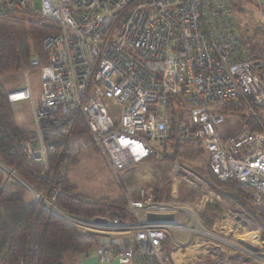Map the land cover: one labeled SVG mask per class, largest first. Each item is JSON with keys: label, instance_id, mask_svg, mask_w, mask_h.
Returning <instances> with one entry per match:
<instances>
[{"label": "built area", "instance_id": "built-area-1", "mask_svg": "<svg viewBox=\"0 0 264 264\" xmlns=\"http://www.w3.org/2000/svg\"><path fill=\"white\" fill-rule=\"evenodd\" d=\"M40 1L36 10L34 0H0V17L29 14L58 28L44 39L47 63L32 60L35 71L23 69V87L8 94L12 104L29 102L34 116L36 137L24 142L23 151L44 166L42 178L57 147L59 165L67 168L89 147L75 133L82 119L126 206L124 219L96 225V218L57 207L59 183L49 196L37 194L40 205L80 233L133 236L134 244L97 245V264H264V225L251 212L204 189L192 205L175 197L158 202L145 188L135 191L119 178L147 163L153 144L165 143L169 108L188 104L178 138L194 139L219 181L235 179L250 189L255 209L264 214V133L229 128L220 109L248 100L264 113V63L256 60L238 15L253 4L264 29V0ZM139 174L134 176L141 180ZM208 204L221 210L210 227L202 219ZM149 215L174 220L148 221ZM124 243L129 247L117 248Z\"/></svg>", "mask_w": 264, "mask_h": 264}, {"label": "trees", "instance_id": "trees-1", "mask_svg": "<svg viewBox=\"0 0 264 264\" xmlns=\"http://www.w3.org/2000/svg\"><path fill=\"white\" fill-rule=\"evenodd\" d=\"M57 30L53 21L44 18L33 17L27 20L12 18V16L0 17V79L3 76L20 73L23 69L35 71L31 67L32 60L46 64L44 39L56 33ZM245 30L248 32L246 27ZM251 40H253L252 37ZM252 50L256 55V60L264 62V45L261 46L255 42ZM261 80L264 83V77ZM8 94L9 92L0 81V262L2 264H27L28 256L31 255V264H77L80 258H88L90 252L101 244V237L80 233L60 217L50 214L46 208L40 206L38 200L28 197V191L20 181L37 194L48 188L49 193H52L53 187L59 183L63 193L57 198V207L70 215L88 220L98 217L108 220L124 219L126 202L124 198L91 199L79 193L78 188L69 179L68 173L65 176H60L58 173L60 169L59 147L49 152V171L42 178L45 171L44 166L30 161L23 151L24 142L35 138L36 131L22 130L19 127L13 104L8 100ZM177 108L175 106L169 108V135L165 143L174 139L188 144L187 148L192 146L200 148L195 144L194 139L181 140L178 138L179 128L183 123L180 124V120L175 117L174 110ZM238 110L240 114H243L241 119L249 126L260 128L255 119L248 120L247 115L243 113V107ZM75 133L79 135L89 133L82 119L79 120ZM178 153L179 146L175 151V156ZM78 156L79 154L70 164V168L73 167L74 162L77 165ZM156 156L157 148H154V154L147 162H151ZM170 158L174 160L173 156ZM208 173L206 177L208 179L211 177L214 183H218L219 188L217 186L216 190L230 204L251 212L255 217L260 218L264 225V214L255 209L250 189L242 187L235 179L220 182L210 168ZM153 194L155 201H166V199L162 201L158 191ZM212 208L213 206L207 205L202 219L203 215L206 218L209 216ZM218 216L219 214L209 220L206 218L203 220L210 227ZM126 247H129L126 243L117 246L120 250ZM66 259H69L68 263H65Z\"/></svg>", "mask_w": 264, "mask_h": 264}, {"label": "rangeland", "instance_id": "rangeland-1", "mask_svg": "<svg viewBox=\"0 0 264 264\" xmlns=\"http://www.w3.org/2000/svg\"><path fill=\"white\" fill-rule=\"evenodd\" d=\"M32 5L33 9L36 10H40L42 6L40 0H34ZM238 15L242 19L243 23H246L245 27L248 29L247 33H249L253 39L251 40L252 47L255 45V42L256 44L263 46L264 29L259 23V16L253 4L250 3L247 9L238 10ZM31 17L32 16L29 14H16L12 16V18L27 20L33 18ZM33 76L34 77L31 79V84L34 87L35 102L38 104L39 95L41 93V83L36 73L33 74ZM0 81L10 93L23 87L24 76L22 72H20L17 74L3 76ZM186 105L184 106V104H181L175 106L178 107L176 110H174L176 113L175 117L180 120V124L187 123L188 120L189 105ZM242 107L243 113L244 115H247L248 120L251 118L255 119L260 128L251 127L241 119L243 114H240L241 112L238 109ZM220 109L227 119L229 128L234 127L237 131L243 126H247L251 130L264 133V113H260L261 111L253 107L248 100L227 104L222 106ZM13 111L18 125L22 130H30L31 132L36 131L35 120L29 102L25 101L13 104ZM81 137L88 143V149L79 154L77 157L79 158L77 165H75L76 163L74 162L73 164L75 166L73 165V167L70 168V164L74 160L73 159L67 168L61 166L58 173L60 176H62L65 172L68 173L69 179L71 180L72 184L78 188V192L88 198L93 199L97 197H114L117 195L119 196V199H122L123 196L122 192L120 195L119 182L108 171L104 161L100 157L101 155L98 152L96 145L93 144L91 136L88 133L87 135L81 134ZM153 145L157 148V156L151 160V162H147L130 169L131 172L128 178L120 175L119 178L121 182L124 183L126 181L128 186L130 184L129 180L135 182V185L144 187L147 192L149 189V192L152 195H154L153 192L158 191L160 193L159 197L162 199V201L166 199L165 202H171L173 201V197H175L182 204L192 205L199 198L202 189L225 198L216 190L218 183H214L211 177L209 179L206 177L209 175V168L207 163V154L203 149L197 148L195 146L187 148L186 146L188 144L181 143L174 139L167 141L161 146L158 144ZM178 146L179 153L177 156H175V151L177 150ZM172 156L174 157L173 161L170 158ZM138 170L144 172V177L148 176L150 180L141 182V180L134 177V173ZM10 176H12V174H10ZM130 186L133 189L135 188L133 184H130ZM49 194L48 188L46 191H42V193L38 195L40 197H47ZM28 197L30 199L38 200L36 192L28 191ZM209 205L213 206L211 210L212 212L209 213L207 218L205 215H203V219L206 218L209 220V218L217 216V214H219V218L221 215V210L219 209L218 205ZM203 213L205 214V211ZM184 238V233L179 234L180 242L186 241ZM117 241H128L131 244H134V238L131 234L101 237L102 244ZM96 253V248H94L90 252L88 258H80L77 261V264H95ZM31 259V255L28 256L27 264H31ZM68 260L69 259H66L65 263H68ZM0 264H2V262H0Z\"/></svg>", "mask_w": 264, "mask_h": 264}, {"label": "water", "instance_id": "water-1", "mask_svg": "<svg viewBox=\"0 0 264 264\" xmlns=\"http://www.w3.org/2000/svg\"><path fill=\"white\" fill-rule=\"evenodd\" d=\"M20 183L29 191V192H34L30 187H28L25 183L21 182ZM174 216L173 215H149L148 216V221H159V222H166V221H173ZM94 223L99 226H103L107 223V219L105 218H96ZM96 236L99 237H109L107 234H102V233H95Z\"/></svg>", "mask_w": 264, "mask_h": 264}, {"label": "crops", "instance_id": "crops-1", "mask_svg": "<svg viewBox=\"0 0 264 264\" xmlns=\"http://www.w3.org/2000/svg\"><path fill=\"white\" fill-rule=\"evenodd\" d=\"M158 145L161 146V145H163V144H158ZM154 147H155V146H154ZM155 148H156V147H155ZM100 157H101V156H100ZM102 160H103V159H102ZM106 167H107V166H106ZM107 169H108V168H107ZM108 171H109V170H108ZM130 172H131V171H129V172H127V173H124L123 176L126 177V178H128V177L130 176ZM137 172H139V170H138ZM137 172H135V173H137ZM135 173H134V174H135ZM143 174H144V172H141V171H140V174H139V175H140V177L142 178V179H141V182H142V181L146 182V181L150 180V178H149L148 176L144 177ZM134 177H135V176H134ZM129 183H130L131 185L133 184V185L135 186V188H134L135 191H137L139 188H144V187H142V186H137V185H135V182H132V181H130V180H129ZM130 184H129V187H131ZM140 184H141V183H140ZM131 188H132V187H131ZM119 190H120V189H119ZM120 195H121V190H120ZM118 197H119V196L115 195L114 197H97V198H110V199H116V198H118ZM95 264H97V259H96V258H95Z\"/></svg>", "mask_w": 264, "mask_h": 264}, {"label": "bare ground", "instance_id": "bare-ground-1", "mask_svg": "<svg viewBox=\"0 0 264 264\" xmlns=\"http://www.w3.org/2000/svg\"><path fill=\"white\" fill-rule=\"evenodd\" d=\"M237 237H239V236H237ZM240 238H242V237H240Z\"/></svg>", "mask_w": 264, "mask_h": 264}]
</instances>
